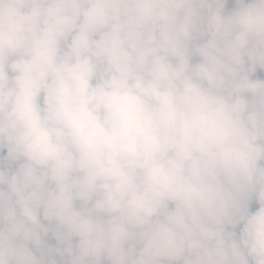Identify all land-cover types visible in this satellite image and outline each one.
<instances>
[{"label":"clouds","instance_id":"1","mask_svg":"<svg viewBox=\"0 0 264 264\" xmlns=\"http://www.w3.org/2000/svg\"><path fill=\"white\" fill-rule=\"evenodd\" d=\"M0 264H264V0H0Z\"/></svg>","mask_w":264,"mask_h":264}]
</instances>
